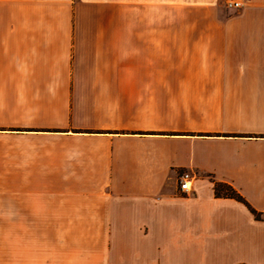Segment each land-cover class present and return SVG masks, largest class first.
I'll use <instances>...</instances> for the list:
<instances>
[{
    "label": "crops",
    "instance_id": "1",
    "mask_svg": "<svg viewBox=\"0 0 264 264\" xmlns=\"http://www.w3.org/2000/svg\"><path fill=\"white\" fill-rule=\"evenodd\" d=\"M237 1L0 0V264H264V0Z\"/></svg>",
    "mask_w": 264,
    "mask_h": 264
},
{
    "label": "trees",
    "instance_id": "2",
    "mask_svg": "<svg viewBox=\"0 0 264 264\" xmlns=\"http://www.w3.org/2000/svg\"><path fill=\"white\" fill-rule=\"evenodd\" d=\"M214 192L215 196L218 198H230L242 203L250 210L255 218H262V215L254 210L246 199L232 185L228 183L214 182Z\"/></svg>",
    "mask_w": 264,
    "mask_h": 264
},
{
    "label": "built area",
    "instance_id": "3",
    "mask_svg": "<svg viewBox=\"0 0 264 264\" xmlns=\"http://www.w3.org/2000/svg\"><path fill=\"white\" fill-rule=\"evenodd\" d=\"M225 7L227 10H239L242 7V3L237 0H225ZM194 179L195 176L193 173L188 171L182 172L178 177L179 189L183 193L190 192Z\"/></svg>",
    "mask_w": 264,
    "mask_h": 264
}]
</instances>
